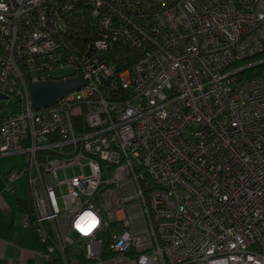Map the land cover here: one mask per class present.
I'll return each mask as SVG.
<instances>
[{
    "label": "built area",
    "instance_id": "built-area-1",
    "mask_svg": "<svg viewBox=\"0 0 264 264\" xmlns=\"http://www.w3.org/2000/svg\"><path fill=\"white\" fill-rule=\"evenodd\" d=\"M254 1L0 0V156H26L6 181L28 186L44 264H264V73L239 79L264 64ZM77 5L98 30L86 84L34 110V62ZM116 42L141 50L130 71Z\"/></svg>",
    "mask_w": 264,
    "mask_h": 264
},
{
    "label": "trees",
    "instance_id": "trees-1",
    "mask_svg": "<svg viewBox=\"0 0 264 264\" xmlns=\"http://www.w3.org/2000/svg\"><path fill=\"white\" fill-rule=\"evenodd\" d=\"M171 0H126L127 9H133L134 12L139 10L138 6L134 3L138 2L143 7L148 6L151 9L158 10L163 7L162 3H169ZM240 10H252L256 8L254 0H233ZM140 9H142L140 7ZM98 30L95 26V18L90 15L89 9L81 5H77L75 9L70 12L68 17L64 21V29L57 35V42L59 46L54 50L52 54H55L56 59L53 61L49 60V57L43 56L50 69L55 67L64 66L67 64L75 65V69L70 74H56L52 75L49 70L45 67V71L48 73L49 78L53 80H60L62 78H69L74 75L80 74V63L87 56V50L93 39L97 38ZM141 50L131 48L130 46L123 44L122 42L114 43L111 50L105 54V59L114 65L115 72L118 73L122 70L130 68L131 64L139 58ZM264 58V53L252 57L246 61H253ZM34 64L40 68L39 58L35 60ZM253 68H247L241 71L239 79L255 74L264 73V64H257L251 66ZM39 75V74H37ZM26 81L29 83L30 77L26 75ZM4 116V115H3ZM9 171L6 173V175Z\"/></svg>",
    "mask_w": 264,
    "mask_h": 264
},
{
    "label": "crops",
    "instance_id": "crops-1",
    "mask_svg": "<svg viewBox=\"0 0 264 264\" xmlns=\"http://www.w3.org/2000/svg\"><path fill=\"white\" fill-rule=\"evenodd\" d=\"M258 8L264 11V1ZM23 162L0 160V264H44V246L33 225V204L22 178L7 185L6 173Z\"/></svg>",
    "mask_w": 264,
    "mask_h": 264
},
{
    "label": "water",
    "instance_id": "water-1",
    "mask_svg": "<svg viewBox=\"0 0 264 264\" xmlns=\"http://www.w3.org/2000/svg\"><path fill=\"white\" fill-rule=\"evenodd\" d=\"M90 52L91 49L89 48L87 51V56L90 55ZM96 77L105 89L110 88V82L103 79L100 73H97ZM85 84V80L81 75L60 80H34L29 84L32 108L34 110H39L41 108L52 107L57 104L66 94L83 87ZM0 98L4 97L0 95Z\"/></svg>",
    "mask_w": 264,
    "mask_h": 264
},
{
    "label": "rangeland",
    "instance_id": "rangeland-1",
    "mask_svg": "<svg viewBox=\"0 0 264 264\" xmlns=\"http://www.w3.org/2000/svg\"><path fill=\"white\" fill-rule=\"evenodd\" d=\"M88 51V50H87ZM39 62H40V70H44L43 67L47 68L49 70V72L53 75L56 74H70L74 71L75 69V65L73 64H69V65H63L61 64V66L55 67L54 69H50L49 64H47L44 60V57H40L39 58ZM135 62V61H134ZM134 62L131 64L130 68L127 69V71H130V69L132 68V65L134 64ZM126 70V69H125ZM3 103H6L4 107L0 108V115H8L10 113V111L14 110L16 108V103L14 98H6L3 100ZM0 160L1 161H5V162H13V161H19V162H23L22 166L25 164L26 162V156L24 153L21 154H13V155H7V156H0ZM73 172L75 173H79L80 169L79 167H75L73 169ZM72 174V170L69 169L68 170V175ZM59 177H61V174H58ZM65 190L63 189V192ZM60 202V201H59Z\"/></svg>",
    "mask_w": 264,
    "mask_h": 264
},
{
    "label": "clouds",
    "instance_id": "clouds-1",
    "mask_svg": "<svg viewBox=\"0 0 264 264\" xmlns=\"http://www.w3.org/2000/svg\"><path fill=\"white\" fill-rule=\"evenodd\" d=\"M72 77H74V76H72Z\"/></svg>",
    "mask_w": 264,
    "mask_h": 264
}]
</instances>
